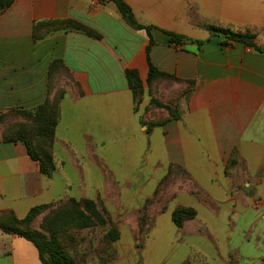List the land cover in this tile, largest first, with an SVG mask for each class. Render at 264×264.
Instances as JSON below:
<instances>
[{"label":"crops","instance_id":"1","mask_svg":"<svg viewBox=\"0 0 264 264\" xmlns=\"http://www.w3.org/2000/svg\"><path fill=\"white\" fill-rule=\"evenodd\" d=\"M125 1L140 23L187 37L170 43L153 29L152 62L183 80L165 82L141 102L126 71L148 77L149 36L130 26L114 2L15 0L0 13V264H43L32 241L4 230L8 216L24 218L35 206L72 198L106 207L118 223V248L126 235L139 247L162 222L175 224L178 206L197 211L176 225L188 233L212 231L222 207L240 219L249 213L242 241L254 249L227 246L233 231L218 261L264 264V53L242 43L223 46L224 37H211L197 20L250 29L264 45V0ZM67 19L99 37L52 23ZM60 91L55 168L47 175L5 130L22 120L14 111L34 109ZM153 97L180 117L150 128L171 117Z\"/></svg>","mask_w":264,"mask_h":264},{"label":"rangeland","instance_id":"2","mask_svg":"<svg viewBox=\"0 0 264 264\" xmlns=\"http://www.w3.org/2000/svg\"><path fill=\"white\" fill-rule=\"evenodd\" d=\"M192 17L195 18L193 14ZM197 20L201 28L207 29L209 21L199 17ZM140 81L141 85L138 88L140 93L143 91V95L147 92L153 95L158 93L160 85L169 82L172 86L175 80L156 77L149 82L146 77L140 78ZM141 100L142 95L139 97V102ZM151 103L153 104L152 99ZM34 121L36 120L33 118L25 120L32 135L35 133ZM96 207L87 209L83 204L66 201L51 204L39 210L30 221L22 224V228L40 243L44 240L42 236L48 239L53 233L57 234L67 254L76 264H183L187 260L196 264L198 261L203 264L212 262L219 264V253L225 246L223 240L233 231L234 237L226 244L227 246H242L246 250L251 246L242 241V235L251 224L253 217L247 213L240 219L238 216L228 215L225 207H222L220 215L211 222L210 232L202 228L196 233H188L179 230L180 228L171 221H169L170 226L169 223H164L162 227V222L160 230H157L152 237L145 236L139 247H135L134 239L126 235L118 248L119 238L112 240V237L108 236L114 226L118 228L117 221L101 202H96ZM142 247L145 248L140 249ZM250 248L254 249V246Z\"/></svg>","mask_w":264,"mask_h":264},{"label":"trees","instance_id":"3","mask_svg":"<svg viewBox=\"0 0 264 264\" xmlns=\"http://www.w3.org/2000/svg\"><path fill=\"white\" fill-rule=\"evenodd\" d=\"M15 0H0V13L3 12L5 9L10 7ZM105 1V0H100ZM112 1L117 5L119 13L123 17V19L132 27L136 29H144L147 31L149 36V43L146 48L147 59L149 63V75L148 79L149 82L158 77L160 78H173L174 80H180L174 74H169L162 72L158 69L157 66L151 60L150 53L152 50L153 45L156 43L153 29H157L162 31L163 33L169 36L170 43H181L183 39L187 38L186 36L170 31L165 30L156 25L150 24L146 25L140 23L134 11L129 3L125 0H108ZM53 25L59 26V28H77L89 34L91 36L99 37L97 33L92 31L91 29L87 28L85 25L71 19L67 20H59L53 21ZM207 29L211 33L212 36H223L224 39L220 41V44L223 46H232L235 43H242L247 47H251L254 50L264 53V45H259L256 42V33L250 29L247 30H234L230 27H223L216 24H207ZM210 37V38H211ZM210 38L206 40H198L200 44L205 43L210 40ZM126 76L129 82L130 87L133 89L135 96L137 98V102H139L140 95H143V91L140 93L138 89L141 85L139 74L136 70H127ZM193 82V81H190ZM63 91L58 92L53 99H47L44 103L39 105L34 109H20L14 111L16 115L21 116L23 120L16 121L10 123L6 130L5 136L7 139L13 140H22L27 147V150L31 157L39 162L41 172L47 175L52 174L55 164L53 158V143L55 140V131L56 126L59 120V109H60V99L63 97ZM153 104L157 105L158 107H164L169 110L171 117L165 120H158L156 122L150 123L149 127L157 126L165 123L167 120L170 119H178L180 114L177 110L173 109L170 105L163 103L162 101L158 100L157 98H152ZM4 115H0V119H2ZM33 118L34 122H36L35 126V133L32 135L30 130L27 128V123L25 120ZM38 120L40 123H38ZM152 199H149V202H152ZM66 202H74L77 204H83L86 208H97L96 201L92 199H83V200H76L74 198L66 201ZM61 203V202H60ZM51 204H42L33 207L28 214L24 218H17L15 216H8L7 219L3 222V228L7 232H14L19 234L28 240L32 241L39 251V256L41 262L43 264H76L74 259H72L64 249L63 245L61 244L60 237L57 234L53 233L51 238L46 239L45 237L42 242L36 241L33 237L27 234L23 228L22 224L30 221L39 210L49 206ZM76 205V204H75ZM79 206V205H77ZM98 213V212H97ZM99 214V213H98ZM197 215L196 209L192 207L186 206H178L172 213L173 220L178 227H182L185 220L194 218ZM148 216L146 213L141 215L140 218V225L141 229L143 230L146 225V220ZM90 225V223H86V225ZM119 229L114 226V229L108 233L109 237H112V240L119 238Z\"/></svg>","mask_w":264,"mask_h":264}]
</instances>
